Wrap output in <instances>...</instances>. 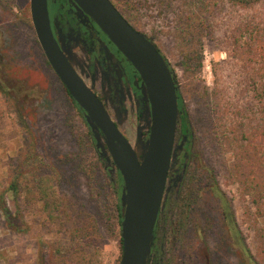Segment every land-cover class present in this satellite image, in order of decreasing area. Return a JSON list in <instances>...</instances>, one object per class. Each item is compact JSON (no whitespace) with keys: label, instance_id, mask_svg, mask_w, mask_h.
Instances as JSON below:
<instances>
[{"label":"rangeland","instance_id":"374dc122","mask_svg":"<svg viewBox=\"0 0 264 264\" xmlns=\"http://www.w3.org/2000/svg\"><path fill=\"white\" fill-rule=\"evenodd\" d=\"M136 1L141 5L140 28L167 61L177 65L182 49L173 35V13L156 0ZM218 40L203 39L196 78H185L176 66L193 114L194 93L212 88L213 68L226 65L227 45ZM192 131L193 198L180 215L173 246L169 240L165 264H250L241 245L255 256V237L264 229V203L256 213L251 196H242L239 184L228 177L232 154L221 147L210 127L198 121ZM88 132L37 41L29 0H0V264H69L66 228L86 221L99 225L103 241L97 246L98 258L118 264L114 195L92 147L81 142ZM39 172L52 176V185L64 193L70 218L63 214L53 220L43 209L35 182ZM223 203L233 211L241 241L223 219ZM94 233L91 228L90 238ZM91 250L90 245L86 252Z\"/></svg>","mask_w":264,"mask_h":264},{"label":"trees","instance_id":"16d2710c","mask_svg":"<svg viewBox=\"0 0 264 264\" xmlns=\"http://www.w3.org/2000/svg\"><path fill=\"white\" fill-rule=\"evenodd\" d=\"M110 1L133 28L145 33L140 28V1ZM156 2L173 13V35L182 49V57L177 65L168 62L178 86L181 128H192V124L198 121H203L205 127H210L212 135L217 136L221 147L232 154V159L228 161V177L239 184L242 196H251V202L258 213L264 203V0ZM205 37L210 40L219 39L218 43H225L228 59L223 62L226 65L221 69L213 68L214 86L210 89L204 87L198 94L194 93L197 96V105L194 107L196 113L193 114L186 106L182 80L176 66H181L185 78H196L202 64L201 45ZM152 41L154 42L153 38ZM64 90L68 95L65 88ZM68 98L76 107L69 95ZM90 139L88 132L81 142L92 147ZM97 162L99 163L98 159ZM90 164L91 169H94L95 161ZM79 169L87 171L85 166H80ZM104 173L107 186L114 195L115 230L121 252V206L118 194L115 199L116 187L113 186H119L121 179L119 176L113 184L110 173ZM52 180V176L41 172L35 177L43 209L53 220L61 219L63 214L70 218L66 196L57 191L52 185ZM119 190L120 187L118 193ZM221 210L229 231L234 234L236 241H241L233 211L224 203ZM91 228L95 233L90 238ZM66 231L69 244L68 257L65 260L72 261L69 264H105L98 258L97 246L103 239L97 222L90 224L86 221L80 226L66 228ZM254 242L257 247L255 256L251 255L244 243H241L242 251L250 264H264V229L256 234ZM90 245L92 250L86 252Z\"/></svg>","mask_w":264,"mask_h":264},{"label":"water","instance_id":"95a60500","mask_svg":"<svg viewBox=\"0 0 264 264\" xmlns=\"http://www.w3.org/2000/svg\"><path fill=\"white\" fill-rule=\"evenodd\" d=\"M75 1L138 71L145 86L150 100L151 118L147 124L150 132L143 140L139 127L133 146L60 53L49 26L47 0H29L31 22L50 67L71 98L84 110L97 146L102 147L100 131L106 137L122 176L120 206L123 216L118 264H148L167 171L175 150L181 148V145L173 146L180 116L178 86L167 59L152 38L133 28L110 0Z\"/></svg>","mask_w":264,"mask_h":264},{"label":"flooded vegetation","instance_id":"af4514ba","mask_svg":"<svg viewBox=\"0 0 264 264\" xmlns=\"http://www.w3.org/2000/svg\"><path fill=\"white\" fill-rule=\"evenodd\" d=\"M47 10L51 33L60 53L74 73L96 95L118 130L132 146L139 127L142 139H147L150 132L147 128L151 118L150 100L138 71L75 0H47ZM73 103L85 120L84 110L75 101ZM180 121L177 123L173 146L181 145V148L175 150V157L167 171L163 204L157 214L148 264H165L169 240L173 246L180 215L193 198L189 187V182L194 179L190 171L194 156L193 131L191 126L182 130ZM85 123L87 125L86 120ZM87 127L92 149L102 169L110 173L113 184L120 176L119 186L113 185L116 187L115 199L119 195L120 202L123 179L114 163L106 137L100 131L103 148L97 146L94 134ZM120 209L122 217L123 210Z\"/></svg>","mask_w":264,"mask_h":264}]
</instances>
